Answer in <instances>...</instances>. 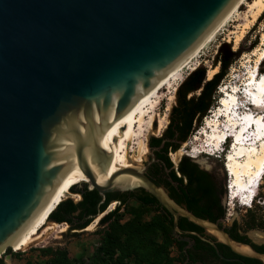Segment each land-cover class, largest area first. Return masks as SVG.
<instances>
[{
	"label": "water",
	"instance_id": "obj_1",
	"mask_svg": "<svg viewBox=\"0 0 264 264\" xmlns=\"http://www.w3.org/2000/svg\"><path fill=\"white\" fill-rule=\"evenodd\" d=\"M236 1L0 0V256L69 173L84 170L89 181L72 188L97 189L100 203L107 193L144 188L173 217L175 235L186 217L237 254L264 261V252L196 215L148 175L166 139L159 147L149 141L144 164L120 167L106 181L94 169L108 170L138 105ZM121 175L139 181L120 183Z\"/></svg>",
	"mask_w": 264,
	"mask_h": 264
},
{
	"label": "trees",
	"instance_id": "obj_2",
	"mask_svg": "<svg viewBox=\"0 0 264 264\" xmlns=\"http://www.w3.org/2000/svg\"><path fill=\"white\" fill-rule=\"evenodd\" d=\"M258 42L259 36L257 35L255 44ZM233 60L234 57L224 56L220 71L215 73L212 78H207V70L203 66L193 69L178 87V102L172 108L170 122L164 133L160 136H152L150 139L152 147H159L166 139L160 150L163 152L162 159L170 169V176L178 181L176 190L182 195V199L175 198L179 203L184 201L190 203L188 208L200 217H204L205 214L193 210L191 203L198 200V192L201 187L196 185L190 177H210V175L204 171L195 172L194 166L196 164L189 156H184L176 169L169 152L177 151L182 143L188 140L196 126L202 124L204 117L208 115V110L215 103L217 87L228 73ZM197 92L199 93L197 94ZM186 177H189L188 181H185ZM142 190L143 194H139L137 200L143 206H151L160 213L159 215L154 216L149 221H144L140 215L135 214L131 220L121 222L120 217H118V212L121 209L120 204L100 218V224H108L109 229L105 232L102 243L97 247L89 261L82 257L71 258L67 249L46 247L41 249L49 257L45 264H120L128 257H134L135 264H174L177 260L180 262L179 256L173 257L170 254V247L174 246L177 240L173 233L174 219L169 217L167 213L158 211L160 209L153 205L158 202L157 198L144 188ZM111 194L107 193L105 202L100 203L102 200L100 192L97 189H89L86 184L79 201H74L72 198L63 199L50 213L49 220L67 221L71 229L87 228L93 221L94 215L98 214L100 210L103 211L108 208L114 198ZM132 194L135 193L132 192ZM224 215L225 211L223 210L222 216ZM212 218L216 219L215 217ZM183 221L190 224L194 223L186 217H182L180 226ZM249 227L264 229V215H261L259 220L254 218L249 223ZM237 229L240 227L235 222L232 232L233 239L238 242L249 243L257 251L264 252V244L253 243L246 234L240 235ZM235 256L237 259L226 261L225 264H264V261L259 258L240 254H235ZM0 264H4L1 258Z\"/></svg>",
	"mask_w": 264,
	"mask_h": 264
},
{
	"label": "rangeland",
	"instance_id": "obj_3",
	"mask_svg": "<svg viewBox=\"0 0 264 264\" xmlns=\"http://www.w3.org/2000/svg\"><path fill=\"white\" fill-rule=\"evenodd\" d=\"M251 1L252 0H248L243 5L239 15L235 19V22H231L229 26L223 29L216 39L202 51L196 59L197 61L194 62L195 67H205L208 78L214 69H217V72L220 71L224 56L228 58L234 57L228 73L220 81V84L217 87V97L214 105L210 110H208V115L204 117L202 124L196 126L188 140L182 143L179 148L183 150L180 160L184 156H189L200 166L209 169L213 173L214 177H227V180L228 177H230V173H228L225 167L226 150L221 152L220 156L208 154V152H211V149H209L211 146L208 147L209 150L206 149L207 151L204 150V152H199V150L203 151L205 148L198 149V145H203V143L197 142L195 138L197 135H201L202 132H204L207 119L212 118L216 114V110L219 108V104L221 102L220 98L223 96L222 90L225 88L226 90H232L231 88L236 86L242 87L245 80L250 77L249 71L252 69V66L255 65L260 53L264 51V8L262 10L255 9V14L246 18L245 15L250 8ZM257 35L259 36V42L255 44ZM257 47L259 48V51L254 55V49H257ZM246 56H250L252 61L248 62V58H246ZM258 65L259 69L264 71V55ZM192 70L193 69L188 68L182 71L180 75L173 77L164 85L157 98V102L152 104L153 106L150 113L155 115L154 120L151 122L150 116L147 115L141 125L138 126L136 138L133 139L131 143V150L133 153H138L143 144H146L148 147V143L152 136H160L164 133L168 123L170 122L172 108L178 102V87L184 78L192 72ZM198 93L199 92H197V94ZM238 97L242 96L238 95ZM221 119L225 120L224 118ZM177 151L169 152V156L174 162L175 168L178 167L179 163L176 164L172 156L176 154ZM147 159L148 157L145 155L141 164H144ZM80 180L82 179H74L72 184L79 182ZM256 195L257 196L251 206L243 205L238 202V199H235L234 209H230L227 190V194L225 196V219L227 223H231L233 221L237 222L241 231L247 234L252 242L256 244H264V229L261 227H249V223L253 221L254 218L259 220L260 216L264 215V178ZM65 198H72L74 201H79L82 196L80 193H73L69 189V192L65 193L63 196V199ZM113 202H116V205L110 210L109 207ZM113 202L110 203L101 217L120 205L117 201ZM228 211L232 212L229 218L226 217ZM135 214L140 215L144 221H149L151 218L159 215L160 213L154 210L151 206H143L139 201L133 200L126 204H121L118 217H120L121 222H126L131 220ZM52 221L57 223V225L52 227L49 232L44 235V238L40 239L35 244H32L23 250H15L12 247H9L7 251L0 256V258L4 261V264H45L49 257L45 255L41 249L46 247H51L52 249H67L71 258L82 257L86 261H89L91 256L97 250V247H99L102 243L105 232L109 229L108 224H100V219L94 224L92 229H71L69 223L54 220ZM94 221H96V219L93 220L91 224ZM62 224H67L66 231L60 230ZM257 231L262 234V237H258L256 235ZM211 232L219 239L218 234L214 231ZM170 254L173 257H177L173 246L170 247ZM120 264H135V258L128 257ZM174 264L181 263L177 260Z\"/></svg>",
	"mask_w": 264,
	"mask_h": 264
},
{
	"label": "bare ground",
	"instance_id": "obj_4",
	"mask_svg": "<svg viewBox=\"0 0 264 264\" xmlns=\"http://www.w3.org/2000/svg\"><path fill=\"white\" fill-rule=\"evenodd\" d=\"M247 1L248 0H237L234 3V5L230 8V10L226 13V15L222 18V20L217 25V27L194 50V52L186 60H184L175 70H173L149 94V96L138 105L132 119L130 120L124 132L121 142L112 153V159L110 160L108 170L106 172H103L99 169L98 166L94 167L98 181H106L109 175L112 172L119 169L120 167L133 166L136 163L137 164L141 163V161L148 152V147L146 146V144H143L139 149L138 153H133L131 150V143L133 139L136 138L138 126L141 125V123L145 120L147 115L150 116L151 122L154 120L155 115L150 112L153 106L152 104L157 102V98L162 88L170 79L180 75L182 71L188 68L190 69L196 68L194 62L197 61L196 59L198 58V56L207 46H209L216 39V37L223 31V29L229 26L231 22H235L236 17L239 15V12L241 11L243 5ZM250 3H251L250 8L245 15L246 18H249L253 14H255L254 12L255 9L262 10L264 8V0H252ZM258 51L259 48L257 47V49H254L253 54L255 55V53ZM263 55H264V51L260 53L259 57L256 60L255 65L252 66V69L249 71L250 77L246 79L245 82L252 79V72L254 71V68L258 66V64L262 60ZM246 58H248L247 59L248 62L252 61L250 56H246ZM216 72L217 69H214V71L211 73L209 78H212V76ZM236 87L238 88V86ZM263 88H264V77L261 80H258L257 78L256 80L249 82L246 85V89L248 90L246 93L240 91L234 92L233 89H235V87L232 90H226V88L222 90L223 96L221 98L219 108L216 110V114L212 118L207 119L204 128L205 130L203 129L204 132H202L201 135H197L195 138L197 142L203 143V145L202 144L198 145V149L205 148L203 149V151L199 150V152H204V150L208 149L209 146H211V148H209L211 149V153L212 150L214 149H216L215 153H217L218 151L220 153L225 151L226 149H223L221 151V148L224 146L222 141L224 137L227 135V130L231 131L230 135L231 134L234 135L236 133L241 134L242 132V129L239 130V125H237L238 121L235 120L231 114L233 108L232 106H234L236 103H238L241 106H244V104L248 102L249 93H253L257 98H259L261 94V89ZM238 95H241L242 97H238ZM251 109L255 110L254 112L256 111L258 112L254 117V121L255 119L259 121L262 113L264 112V106L257 104L256 106H251ZM219 114H221V116H223L225 120H222L221 117L216 118V116ZM251 117H252L251 115H247L245 119L251 120ZM252 128H254V126H252ZM262 134L264 136V132ZM228 152L229 151L226 150V153ZM182 154H183V150L179 149L177 153L172 156L176 164L179 163ZM225 167L228 173H230V186L228 190L229 201L231 202L232 200L239 199L240 197H242V199L245 201L243 204L249 206L250 200L254 201L255 196H257L256 195L257 191L264 178V137L261 140H259L256 143V145L253 146H242L239 145V143L236 141L233 145V150L230 151L229 155L226 157ZM128 178L131 179V183L132 182L135 183L139 181L138 178L129 175H121L117 178V181L120 183L125 182ZM74 179H82V180H80L77 183H74L72 186L81 183L82 181H89V178L87 177L84 170H77L69 173V175L65 178V180L55 191V193L51 196L50 200L45 205V207L29 223V225L20 235L19 239L13 245H11L13 249L15 250L26 249L32 244H35L40 239L44 238V235L47 234L52 227L57 225V223L53 222L52 220L51 221L49 220V215L57 207L60 201L63 200V196L65 195V193L69 192V189L71 191L72 188L71 184ZM115 205L116 202H113L110 205L109 209L110 210L113 209ZM100 217L101 216L97 217L96 221L90 224L87 228L92 229L94 227V224L97 223ZM60 230L66 231L67 224H62ZM210 231H214L216 234H218V232H216L215 230H210ZM256 235L258 237H262V234L258 231L256 232ZM241 248L244 250L250 249L249 246L247 245H241Z\"/></svg>",
	"mask_w": 264,
	"mask_h": 264
},
{
	"label": "flooded vegetation",
	"instance_id": "obj_5",
	"mask_svg": "<svg viewBox=\"0 0 264 264\" xmlns=\"http://www.w3.org/2000/svg\"><path fill=\"white\" fill-rule=\"evenodd\" d=\"M154 152L158 160L151 163L147 171L148 175L158 184L162 185L175 200V197L182 199V195L176 190L178 181L170 176V169L162 159L163 152L160 149ZM193 162L196 164L194 166L195 172L204 171L210 175V177H190L196 185L201 187L198 192V200L191 203V205H193V210L205 214L203 218L219 223V225L224 227L232 237L235 221L227 223L225 215L222 216V212L223 210L225 211L226 205L227 177H214L209 169L200 166L195 161ZM188 178L189 177H186L185 181H188ZM85 185V183L77 185V187L73 188V192L83 193ZM132 192L135 194L133 195ZM111 193V196L114 197L113 200L119 202V204H126L133 200L138 201L137 196L143 194V190L139 187L132 191ZM124 199H126V201H124ZM180 204L188 208L190 203L184 201ZM153 205L160 209L158 211L167 213L170 217V214L159 201ZM181 218L182 217H180L179 220V226ZM180 228L178 235L174 234L177 240L173 247L175 255L181 258V264H225L226 261L237 259L235 256L237 253L234 252L230 246L219 241V239L205 227L183 221ZM237 232L240 235L245 234L241 229H237Z\"/></svg>",
	"mask_w": 264,
	"mask_h": 264
},
{
	"label": "built area",
	"instance_id": "obj_6",
	"mask_svg": "<svg viewBox=\"0 0 264 264\" xmlns=\"http://www.w3.org/2000/svg\"><path fill=\"white\" fill-rule=\"evenodd\" d=\"M229 186H230V177H228V180H227V190H229ZM238 202H240L241 204H243L245 201L241 198V201H238ZM252 202H253V200H250L249 204L252 205ZM230 209H234V200H232L230 202ZM231 214H232V212L231 211H228L226 217L229 218V216H231Z\"/></svg>",
	"mask_w": 264,
	"mask_h": 264
}]
</instances>
